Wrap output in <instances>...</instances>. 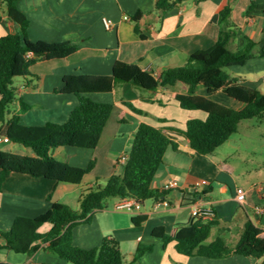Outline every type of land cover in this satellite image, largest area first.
I'll use <instances>...</instances> for the list:
<instances>
[{
    "label": "crops",
    "instance_id": "obj_1",
    "mask_svg": "<svg viewBox=\"0 0 264 264\" xmlns=\"http://www.w3.org/2000/svg\"><path fill=\"white\" fill-rule=\"evenodd\" d=\"M3 1L0 0V37L18 31ZM226 2L231 3V19L236 27L229 48L241 50L251 39L257 44L254 49L257 54L264 46V0H207L201 3L184 0L166 13L158 11L156 0H20L18 7L28 18V34L32 41H68L78 46V51L68 58L36 63L31 75L15 85V109L19 110L21 103L31 106L20 115L21 124L39 127L47 123L64 124L69 120L79 98L62 92L64 78L68 75L111 76L119 61L138 65L143 71L159 76L168 69L183 67L191 55L208 50L218 42L222 31L219 9ZM140 14L136 22L134 18ZM127 16L130 21L125 20ZM105 18L114 22L113 29H106ZM137 26L145 38L136 31ZM230 69L235 73V76L229 74L232 78L264 93V58H254L244 66ZM177 92L172 88L148 91L121 83L111 93L90 94L96 102L115 106L102 144L94 150L61 147L54 151L53 157L80 168H87L95 161L94 170L80 185L11 175L0 193V229H11L18 217H39L47 213L54 202L78 210L83 193L94 187L98 179L122 171L121 157L129 154L138 127L146 123L174 137L176 145L167 150L153 182V189L157 191H163L171 181L177 183V188L169 190L164 200L170 206L151 200L138 203L133 210H117L121 200L112 198L113 203L95 213L90 224L75 229V245L91 250L105 237L114 236L120 242L126 261L134 264H263L264 258L189 257L178 251L177 242L164 243L153 238L158 228H165L166 233L173 236L179 225L193 221L196 203L213 210L214 217L220 221L219 227L225 228L223 233L236 224L243 233L247 221L264 230V183H255L246 190L235 179L224 175L225 171L233 173L234 168L227 159L215 155L217 150L201 156L191 148L189 141L176 131L186 130L187 122L199 119V114L182 109L174 99ZM125 102L132 103L141 113L129 109ZM2 146H6L5 151L34 155L31 149L20 144L9 142L0 144V148ZM239 188L246 190L244 203L237 198ZM143 216L147 217L146 222L136 225L134 219ZM51 228L48 224L41 232ZM140 245H153L154 248L142 259L135 260ZM2 263L71 264L48 252L44 245L32 255L0 249Z\"/></svg>",
    "mask_w": 264,
    "mask_h": 264
},
{
    "label": "trees",
    "instance_id": "obj_2",
    "mask_svg": "<svg viewBox=\"0 0 264 264\" xmlns=\"http://www.w3.org/2000/svg\"><path fill=\"white\" fill-rule=\"evenodd\" d=\"M183 1L156 0V8L166 13ZM195 1L201 3L207 0ZM19 2L3 1L7 15L18 27V31L0 37V136L31 149L34 155H21L0 149V193L6 180L13 174L80 185L94 170L96 162L92 161L87 168L75 167L57 161L53 153L61 147L94 150L102 144L115 106L96 102L89 95L111 93L121 83L148 91L176 89L178 92L174 99L182 109L206 113V119H191L187 122L186 130L176 131L201 156L213 154L226 144L238 133L242 121L264 117V93L241 84L226 71L244 66L254 58H264V46L255 54L257 44L248 39L241 50L232 51L229 48L236 35V27L231 19V3L226 2L219 9L222 31L218 42L208 50L191 55L183 67L168 69L156 77L138 65L119 61L111 76L68 75L64 78L62 92L79 98V104L69 120L64 124L24 126L20 115L30 110L31 106L21 103L20 109H15V82L27 79L36 63L68 58L78 51V46L68 41H32L28 34L29 21L19 10ZM140 16L137 15L134 20L137 22ZM136 31L145 38L138 26ZM124 105L141 113L132 103L125 102ZM173 139L163 129L142 123L120 173L98 179L94 187L83 193L78 210L54 202L51 209L39 217H18L11 229H0V249L32 255L44 245L48 252L71 264H134L126 261L116 237L107 236L98 247L87 250L75 245L74 231L82 224H90L94 214L105 210L112 198L134 199L138 203L148 200L163 202L168 191L154 190L153 182L167 150L176 145ZM146 220L147 217L143 216L134 219V222L141 225ZM48 224L52 228L41 232ZM219 226L220 221L215 217H195L190 223L179 225L173 236L168 235L162 227L154 231L153 238L164 243L177 242L178 251L189 257L199 256L211 260L230 256L264 258V230L254 222L247 221L238 244L233 248L220 237L206 244L213 230ZM153 248V245H140L135 260L142 259Z\"/></svg>",
    "mask_w": 264,
    "mask_h": 264
},
{
    "label": "rangeland",
    "instance_id": "obj_3",
    "mask_svg": "<svg viewBox=\"0 0 264 264\" xmlns=\"http://www.w3.org/2000/svg\"><path fill=\"white\" fill-rule=\"evenodd\" d=\"M226 71L231 76H235L234 70L229 68ZM17 84L18 82H15L16 86ZM198 114L199 119L204 120L207 117L202 111H198ZM201 115H206V117L202 118ZM231 139L215 154L218 158L227 159L234 168L233 173L225 171L224 175L235 179L246 190L252 188L255 183H264V117L242 121L238 133ZM4 148L6 146H2L0 149ZM113 201L114 199H110L107 204L109 205ZM223 229L225 228L222 226L215 228L206 244H210L220 237L229 247L236 246L242 234L238 224L231 226L226 233H223Z\"/></svg>",
    "mask_w": 264,
    "mask_h": 264
},
{
    "label": "built area",
    "instance_id": "obj_4",
    "mask_svg": "<svg viewBox=\"0 0 264 264\" xmlns=\"http://www.w3.org/2000/svg\"><path fill=\"white\" fill-rule=\"evenodd\" d=\"M125 20L130 21L131 18L130 17H125ZM104 25L106 27V29L111 30L113 29V27L115 26L114 22L112 20H109L107 18L104 19ZM156 77H159V75L155 74ZM10 140L8 137L5 136H0V144L2 143H9ZM128 160V155L124 154L121 157L120 160V164L124 165ZM177 188V183L175 181H171L170 183H168L167 185H165V187L163 188V191H169L172 189ZM237 198L241 203H244L246 200V190L239 188L237 190ZM138 202L134 199H124L121 200V202L119 204H117L116 209L117 210H133V208L135 207V205H137ZM161 204H164L165 206H170V203L167 201H163L161 202ZM159 205V204H158ZM193 215L194 217H214V212L212 209H208V208H203L201 206V204L196 203L193 205Z\"/></svg>",
    "mask_w": 264,
    "mask_h": 264
}]
</instances>
